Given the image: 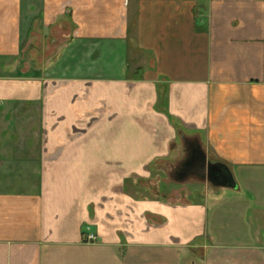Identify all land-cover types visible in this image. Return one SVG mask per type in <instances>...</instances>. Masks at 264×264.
Masks as SVG:
<instances>
[{
    "label": "crops",
    "instance_id": "obj_1",
    "mask_svg": "<svg viewBox=\"0 0 264 264\" xmlns=\"http://www.w3.org/2000/svg\"><path fill=\"white\" fill-rule=\"evenodd\" d=\"M0 264H264V0H0Z\"/></svg>",
    "mask_w": 264,
    "mask_h": 264
},
{
    "label": "water",
    "instance_id": "obj_2",
    "mask_svg": "<svg viewBox=\"0 0 264 264\" xmlns=\"http://www.w3.org/2000/svg\"><path fill=\"white\" fill-rule=\"evenodd\" d=\"M184 142L186 143V141ZM185 148H186V145H185ZM194 160L198 162L200 165L201 172H202L200 177L204 180H207L210 184L216 185L219 182H222L228 186H231L233 184L232 180H230V174H228V171H226L228 176L223 174L222 169L226 170V168L218 163L214 164L211 162H207L204 153L199 148L196 150V155H195ZM185 164L186 166H188V163H185Z\"/></svg>",
    "mask_w": 264,
    "mask_h": 264
},
{
    "label": "rangeland",
    "instance_id": "obj_3",
    "mask_svg": "<svg viewBox=\"0 0 264 264\" xmlns=\"http://www.w3.org/2000/svg\"><path fill=\"white\" fill-rule=\"evenodd\" d=\"M180 148V158H176V160H175V164H170V167H169V169L166 171V169H163L164 171H163V173H161V174H159V175H156V174H154V175H152L153 176V181L154 182H157V181H159V185H161V183L163 182V183H167V184H169L171 187H173L174 188V193H175V195H179L180 196V199H184L185 197H184V194L186 193V190H184L183 188H184V186H183V184H186V183H195V184H198L199 185V182L195 179V178H191L190 180H181V179H177L176 177H175V175H172V170H173V167H175V165H176V161H178V160H180V159H182V157H183V152H182V147L181 146H179ZM177 167V166H176ZM144 186V185H143ZM145 187V190H143L142 191V193H148V191H149V189L148 188H150V187H146V186H144ZM200 187H204V185H202V186H200ZM208 190H209V192H211L212 191V188H211V186L210 185H208L207 184V186H205ZM194 191V190H193ZM196 191H198V190H196ZM146 196H148L147 194H145ZM145 195H143V196H145ZM196 195H198V194H196Z\"/></svg>",
    "mask_w": 264,
    "mask_h": 264
},
{
    "label": "flooded vegetation",
    "instance_id": "obj_4",
    "mask_svg": "<svg viewBox=\"0 0 264 264\" xmlns=\"http://www.w3.org/2000/svg\"><path fill=\"white\" fill-rule=\"evenodd\" d=\"M185 145H186V143H185ZM185 150H186V148H185ZM186 172H187L186 164L180 163L178 165V167L175 168L173 175H175L176 178L182 179L183 177L186 176Z\"/></svg>",
    "mask_w": 264,
    "mask_h": 264
},
{
    "label": "built area",
    "instance_id": "obj_5",
    "mask_svg": "<svg viewBox=\"0 0 264 264\" xmlns=\"http://www.w3.org/2000/svg\"><path fill=\"white\" fill-rule=\"evenodd\" d=\"M96 240L95 236L92 235V234H87L86 237H85V241L86 242H89V243H92Z\"/></svg>",
    "mask_w": 264,
    "mask_h": 264
}]
</instances>
